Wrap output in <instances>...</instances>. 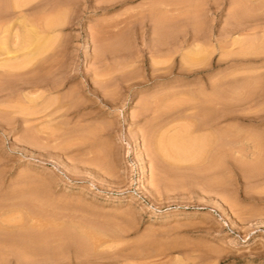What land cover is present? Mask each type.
Returning <instances> with one entry per match:
<instances>
[{
	"label": "rangeland",
	"instance_id": "1",
	"mask_svg": "<svg viewBox=\"0 0 264 264\" xmlns=\"http://www.w3.org/2000/svg\"><path fill=\"white\" fill-rule=\"evenodd\" d=\"M0 45V264H264V0H0Z\"/></svg>",
	"mask_w": 264,
	"mask_h": 264
},
{
	"label": "bare ground",
	"instance_id": "2",
	"mask_svg": "<svg viewBox=\"0 0 264 264\" xmlns=\"http://www.w3.org/2000/svg\"><path fill=\"white\" fill-rule=\"evenodd\" d=\"M51 24V23H50ZM30 25V24H29ZM29 29L30 28H28V31H29ZM27 30V29H26ZM31 30V29H30ZM33 31V30H32ZM32 31H29L30 33H31V35H30V33L28 34V33H26V37H28L27 35H30V37H31V41H29V42H31V46L33 47V42H34V46H35V41H33L34 39H36V36L35 35H33V34H35V32L34 33H32ZM29 37V38H30ZM29 38H27V41L29 40ZM47 38V37H46ZM33 39V40H32ZM50 39V38H49ZM26 41V42H27ZM43 41H45V39L43 40ZM44 43H47V40H46V42H43L42 44H43V46H44ZM42 44H39V45H37V46H39V48H36V46H35V50H33V52L34 51H40V50H42V49H44L43 48V46H42ZM48 44V43H47ZM46 44V45H47ZM51 45V44H50ZM30 46V47H31ZM42 46V47H41ZM3 47V46H2ZM4 48V47H3ZM42 48V49H41ZM0 49H1V45H0ZM33 48H31V50H32ZM27 50V49H26ZM32 52V51H31ZM43 52H45V51H43ZM5 53H6V51H5ZM40 53V52H39ZM7 54V53H6ZM11 54V53H10ZM37 54V53H36ZM45 54H46V52H45ZM44 55V54H43ZM29 56V55H28ZM35 56V55H34ZM26 57H27V55H26ZM31 57V56H30ZM30 57H29V62H30ZM28 58V57H27ZM32 58V57H31ZM22 61V60H21ZM28 61V60H27ZM42 61V60H41ZM46 61V60H45ZM18 64V63H17ZM27 64V63H26ZM19 65V64H18ZM39 76V75H38ZM43 77V76H42ZM47 79V78H46ZM42 80V79H41ZM45 81V79L43 80V82ZM37 82V81H36ZM41 83V82H40ZM176 137H177V135H176ZM180 138V137H179ZM181 139V138H180ZM170 141L172 142L173 140H171L170 139ZM169 141V142H170ZM173 142H175L176 143V140L174 139V141ZM172 142V143H173ZM177 142H179L178 140H177ZM171 143V144H172ZM170 144V143H169ZM180 145V144H179ZM178 145V146H179ZM176 146H177V143H176ZM175 146V147H176ZM172 147H174V144H173V146L171 145V147L170 148H172ZM185 147V146H184ZM177 148V147H176ZM181 148H183V147H181ZM178 150V149H177ZM179 150H180V147H179ZM179 150H178V153L177 154H179V156H181L182 157V155H180V152H179ZM176 152V151H175ZM177 156V155H176ZM177 158H178V156H177ZM180 158V157H179ZM26 224V223H25ZM28 224V223H27ZM1 225V224H0ZM7 225V224H6ZM30 227V226H29ZM29 227H25V229L26 228H28V229H30ZM19 229H21V228H19ZM24 229V228H23ZM25 231V230H24ZM30 231V230H29ZM27 234V233H26ZM29 235H32V234H29ZM33 238H35V237H33ZM33 238H31L30 236H24V235H20V234H17L16 233V226H11V225H7V226H4L3 225V223H2V225L0 226V256H2L3 255V253L4 252H7V253H11V254H14V255H17V256H19L20 257V255H25V254H37L38 252H39V250H40V246H38L37 244H36V241L35 240H32ZM5 248H7V249H5ZM22 253V254H21Z\"/></svg>",
	"mask_w": 264,
	"mask_h": 264
}]
</instances>
